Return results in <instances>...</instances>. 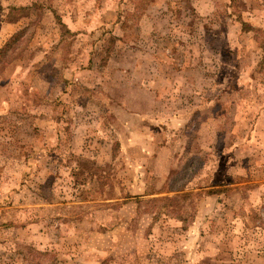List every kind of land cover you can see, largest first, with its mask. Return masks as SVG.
<instances>
[{
  "label": "rangeland",
  "instance_id": "rangeland-1",
  "mask_svg": "<svg viewBox=\"0 0 264 264\" xmlns=\"http://www.w3.org/2000/svg\"><path fill=\"white\" fill-rule=\"evenodd\" d=\"M20 28L0 264H264V0H0Z\"/></svg>",
  "mask_w": 264,
  "mask_h": 264
},
{
  "label": "trees",
  "instance_id": "trees-1",
  "mask_svg": "<svg viewBox=\"0 0 264 264\" xmlns=\"http://www.w3.org/2000/svg\"><path fill=\"white\" fill-rule=\"evenodd\" d=\"M250 30V29H247ZM22 33V30L18 31L13 35L3 46L0 48V61L4 60L3 63H6V60H13L19 54L21 48V42H19V37ZM8 58V59H7Z\"/></svg>",
  "mask_w": 264,
  "mask_h": 264
},
{
  "label": "crops",
  "instance_id": "crops-1",
  "mask_svg": "<svg viewBox=\"0 0 264 264\" xmlns=\"http://www.w3.org/2000/svg\"><path fill=\"white\" fill-rule=\"evenodd\" d=\"M17 3H19L17 6H20L21 3H20V2H17ZM31 5H35V3H34V4H31ZM23 6L26 7L27 5H23ZM23 6H21V7H23ZM20 30H21V28H20V29H17V30L15 31V33H17V32L20 31ZM15 33L12 34L11 37H12L13 35H15ZM11 37L8 36V34L6 35V34H2V33H0V43H1V44L6 43Z\"/></svg>",
  "mask_w": 264,
  "mask_h": 264
}]
</instances>
